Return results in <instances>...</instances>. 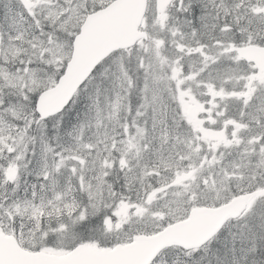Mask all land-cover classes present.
Listing matches in <instances>:
<instances>
[{"label": "snow or ice", "instance_id": "6c2138e0", "mask_svg": "<svg viewBox=\"0 0 264 264\" xmlns=\"http://www.w3.org/2000/svg\"><path fill=\"white\" fill-rule=\"evenodd\" d=\"M0 264H264V0H0Z\"/></svg>", "mask_w": 264, "mask_h": 264}]
</instances>
